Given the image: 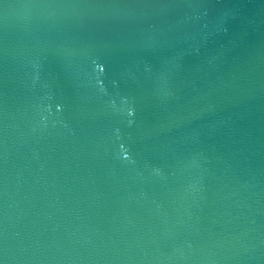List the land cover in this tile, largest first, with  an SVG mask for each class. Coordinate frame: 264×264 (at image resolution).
I'll list each match as a JSON object with an SVG mask.
<instances>
[{
    "label": "water",
    "instance_id": "1",
    "mask_svg": "<svg viewBox=\"0 0 264 264\" xmlns=\"http://www.w3.org/2000/svg\"><path fill=\"white\" fill-rule=\"evenodd\" d=\"M0 264H264V0H0Z\"/></svg>",
    "mask_w": 264,
    "mask_h": 264
}]
</instances>
